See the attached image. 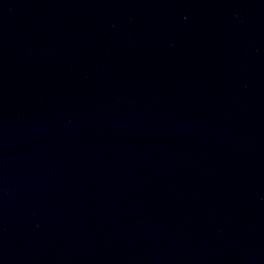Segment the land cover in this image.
<instances>
[{
  "label": "water",
  "instance_id": "95a60500",
  "mask_svg": "<svg viewBox=\"0 0 264 264\" xmlns=\"http://www.w3.org/2000/svg\"><path fill=\"white\" fill-rule=\"evenodd\" d=\"M0 87L264 264V0H0Z\"/></svg>",
  "mask_w": 264,
  "mask_h": 264
}]
</instances>
